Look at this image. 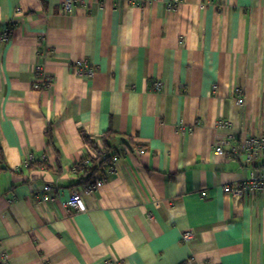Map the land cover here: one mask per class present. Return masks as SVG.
<instances>
[{"label":"crops","instance_id":"1","mask_svg":"<svg viewBox=\"0 0 264 264\" xmlns=\"http://www.w3.org/2000/svg\"><path fill=\"white\" fill-rule=\"evenodd\" d=\"M169 1L80 0L69 15L64 0H0V28L12 29L0 43L9 264H264V193L223 191L264 175V155L213 150L230 133L236 144L264 132V0ZM83 61L93 77L74 74ZM38 65L54 79L47 90L33 87ZM83 131L99 148L116 134L120 154L75 211L66 202L87 185L73 167L97 154Z\"/></svg>","mask_w":264,"mask_h":264},{"label":"built area","instance_id":"2","mask_svg":"<svg viewBox=\"0 0 264 264\" xmlns=\"http://www.w3.org/2000/svg\"><path fill=\"white\" fill-rule=\"evenodd\" d=\"M155 0H133L136 5H144L145 3H152ZM80 2V0H64L62 3L61 11L63 14L71 15L74 12L75 6ZM169 7L173 9H178L182 4V0H170ZM12 34V29L10 26H5L0 28V43L6 42L10 39ZM76 69L74 74L80 78L93 77L95 75V68L88 62L83 61L75 64ZM34 75L36 76L33 82V87L38 90H47L53 85V77L46 71L45 67L38 65L35 69ZM163 88V83L161 81L153 82L152 89L154 91H160ZM239 103L243 102L242 89L236 90ZM216 126L218 128H230L231 123L226 119H220L217 121ZM234 136L232 133L226 135L225 137L217 140L213 150L216 154H229L234 157L245 156L247 161H251L254 158L264 155V132L260 135L247 136L243 138L239 143L230 144L233 141ZM228 146V148H227ZM143 152L142 150H140ZM115 159L113 158L110 167L106 170V173H111L115 168ZM34 160V155L29 154L26 157L24 165L28 167L30 163ZM78 163V162H77ZM76 163V164H77ZM75 164V165H76ZM74 165V170H75ZM103 185L102 177H98L92 184L85 186L83 191L75 190L71 193L70 197L66 202L68 209L75 211L85 210V205L83 204V192L89 193L95 189L100 188ZM52 187L50 185H44L43 189L45 191L50 190ZM223 191L233 197L240 198L249 193H264V175L257 171H252L247 176L243 177L237 182L228 183L223 186ZM200 196L202 198L208 197L206 190L200 191ZM44 198V194L40 196ZM195 234L192 230H186L182 233L181 238L183 241H190L194 238ZM10 255L9 253L2 249L0 246V264H9Z\"/></svg>","mask_w":264,"mask_h":264},{"label":"trees","instance_id":"3","mask_svg":"<svg viewBox=\"0 0 264 264\" xmlns=\"http://www.w3.org/2000/svg\"><path fill=\"white\" fill-rule=\"evenodd\" d=\"M84 140L96 149L97 154L92 157H84L75 165V172L80 177V182L84 185L92 184L96 177L101 174H106V168H109L114 157L119 156L120 150L114 144L117 135L112 132H107L102 137L103 147L99 148L97 143L92 141L90 137L83 131ZM144 151L143 147H139ZM2 160V159H1ZM34 161L27 168H31ZM186 264V263H182Z\"/></svg>","mask_w":264,"mask_h":264},{"label":"water","instance_id":"4","mask_svg":"<svg viewBox=\"0 0 264 264\" xmlns=\"http://www.w3.org/2000/svg\"><path fill=\"white\" fill-rule=\"evenodd\" d=\"M124 142H125L126 144H128V141L124 140Z\"/></svg>","mask_w":264,"mask_h":264}]
</instances>
